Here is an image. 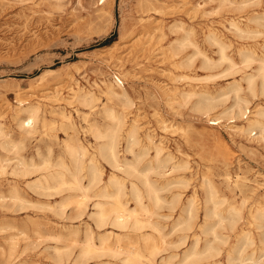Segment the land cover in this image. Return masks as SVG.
I'll use <instances>...</instances> for the list:
<instances>
[{
    "label": "rangeland",
    "instance_id": "obj_1",
    "mask_svg": "<svg viewBox=\"0 0 264 264\" xmlns=\"http://www.w3.org/2000/svg\"><path fill=\"white\" fill-rule=\"evenodd\" d=\"M97 1L0 0V122L6 132L0 135V264H133L123 260L126 254L115 256L110 250L120 246L139 248L149 257L153 242L159 250L151 260L143 257L148 264H240L237 258L241 255L248 257L244 264H264V217L251 216V210L264 207V138L260 132L243 133L241 128L247 119L235 114L238 109L233 107L239 97L248 98L249 103L244 105L249 107L245 113L248 118L257 108H264L262 79L256 78L253 89L246 79L248 74L257 73L264 62V0H154L159 11L146 10L137 0H113L110 13L104 18L97 16ZM175 21L195 28L192 38L213 61L211 64H205L204 55L197 53L198 48L191 43L183 49L178 46L175 57L170 56L169 47L176 37L170 26ZM125 22L127 35L121 32ZM232 22L251 32L238 30ZM161 25H165L163 31ZM210 30L219 32L225 43L228 58L224 61L219 45L206 38ZM133 42L147 49L146 56L138 58L143 50L137 48L134 57L139 64L129 56ZM248 55L253 59H247ZM182 60L184 63H176ZM231 62L238 66L231 67ZM128 71H135L136 77ZM115 74L130 94L129 116L138 113L143 134L150 131L153 140H162L174 156L162 169L161 177L166 180L151 172L152 179H159L158 186L166 185L160 191L163 199L179 193L176 208L171 209L164 202L154 216L162 234L149 226L123 229L109 220L99 227L96 218L88 213L77 216L76 202L62 205L61 200L69 195L72 200L77 198L79 190L51 195V191L34 188L31 183L38 172L22 173V163H30L32 157L37 161L49 158L54 164L52 170L60 168L57 163L61 156L69 160L65 143L82 142L87 156H96L103 171L101 181L89 191L92 197L88 210L94 208L93 202L98 199L110 207L113 197L96 194L110 184L113 169L99 154V143L104 139L96 138L88 128L94 123L104 128L109 120L103 113H90L81 103L80 94L91 91L98 96L97 110L106 104L121 110L122 105L107 101L102 91L103 82L113 81ZM43 76L47 79L45 84ZM63 80L68 82L55 97L52 85L63 84ZM175 87L181 91L191 89L195 95L185 100L177 92L176 97L168 98L162 91ZM57 97L62 99L58 101ZM31 101H40L46 115V126H41L36 136L22 133L12 117L16 107H26ZM61 108L70 114L76 128L59 114ZM208 108L206 115L203 112ZM216 115L221 116V121L211 123ZM37 146L41 157L36 154ZM120 148L121 155L123 145ZM153 152L151 148L144 155L140 168ZM126 154L132 157L131 153ZM174 161L183 162V166L174 169ZM14 187L18 197L14 196ZM210 188L218 196L217 207L226 215V221L214 226V230L211 226L218 218L210 216L208 229L203 232L200 225L205 219ZM109 189L114 191L116 187L110 185ZM121 200L128 208L137 206L129 195ZM191 203L197 214L192 229L184 228L186 224L176 225L182 207ZM228 216L238 219L235 230L225 227ZM242 229L250 232L255 242L245 246L244 251L235 250V258L229 262L228 251L241 246L238 241ZM90 230L96 246L108 249L98 257L81 255ZM213 231L219 237L215 238ZM104 237L109 239L104 241ZM197 237L200 250L210 240L219 253L185 263V255Z\"/></svg>",
    "mask_w": 264,
    "mask_h": 264
},
{
    "label": "bare ground",
    "instance_id": "obj_2",
    "mask_svg": "<svg viewBox=\"0 0 264 264\" xmlns=\"http://www.w3.org/2000/svg\"><path fill=\"white\" fill-rule=\"evenodd\" d=\"M112 1L113 0H98L97 1L98 2V7H97L98 17L104 18L106 15L110 13ZM137 1L140 7H144L146 10H152V9L158 10V11L161 10L158 6H156V2H154V0H137ZM232 24L235 27H237L238 30L240 31L251 32L249 28H243L236 22H232ZM127 26L128 24L126 22L123 23L121 26V32H123L124 35L126 34ZM164 27L165 25L164 26L161 25L160 29L163 31ZM170 29L173 33H176L174 42L173 44H171V47H169L170 48L169 54L171 57H175V55L177 54L176 49L178 48V46L179 47L181 46L180 49H183L185 48V46L190 45L191 43L195 47L198 48L197 53H202L204 55L205 57L204 62L206 65L211 64L213 62L199 48L198 42L192 38L193 37L192 35L194 34V31H195L194 27L188 25V23L185 24L182 21H175V23L170 26ZM135 36L137 37V35ZM206 38L214 42L215 44L219 45L220 47L219 51L221 54L220 57L222 61H224L223 59L228 58V55L225 52V47H226L225 43L221 39V35L219 34V32L215 30H210L209 33L206 35ZM133 39L134 38H132V40ZM130 47H131V50L129 51V54H130L129 56L132 58V60H136L137 64H139L140 61L136 59V57H134L136 55L137 48H141V51L143 50L141 54L137 56L138 58L146 56L147 49L145 48V46L139 45V42H133L132 44H130ZM166 53L168 52L166 51ZM253 57L254 56L252 55H248L247 59H250V58L253 59ZM190 58L191 57H188L187 59H190ZM180 62L184 63L183 60L176 62V63L178 64ZM172 65H173V62H172ZM234 65L238 66V64L236 65L235 63L231 62V67H235ZM204 67H207V66H204ZM227 70L228 69H226L225 72H227ZM128 72H130L132 77H136L135 71H128ZM222 72L224 73V71ZM186 77H189V76L186 75ZM257 77H260L262 79V88H263V94H264V62H262V64L258 68L257 73H250L246 76L248 85L252 89L255 85V81ZM68 78L73 79V75L68 74ZM176 78L178 77L176 76ZM41 80L45 84L47 79L45 76H43ZM63 82H64L63 84L61 82H57V83H54V85H52L53 87L51 89L55 97L59 94L62 87H64V85L68 81L63 80ZM103 84H104V87L102 91L104 95L106 96L107 101L109 102L116 101L120 103L122 105L121 110L117 109L115 106H108L107 104L104 105L102 109L100 110L95 109L97 105V101L99 100V97L96 96L91 91H86L84 93H81L80 101L84 106H87L90 109L89 111L90 113L92 114H102L103 113L105 117L109 120V123L104 128L97 123H94L91 127H88V128L90 131L93 132L96 138L104 139V141L99 143L100 144L99 154L104 160H106L112 166V169H113L110 175V180H109L110 184L96 194V196H100V197H113L115 201L110 205V207L106 205V202H104L101 199H98L93 202L94 208L91 211L88 210L89 200H90V197H92L91 196L92 194L90 195L89 191L94 186L98 185V183L101 181L103 171H102V168L100 167L101 165L99 163V159H97L96 156H87V148L85 144H83L82 142L80 144H74L70 142L65 143L64 148L67 152L69 160H66L64 156H61V159L59 160V162L58 163L56 162L60 168L52 170L51 167L54 166V164L49 158L43 159L42 161H37L35 157H32L31 159L32 161L30 163L29 162L22 163V165L24 166V168L22 169V173L23 175H30V174L38 172L39 173L38 176L34 178L33 182L31 183L34 185V188L37 186L38 188L43 189V191L44 190L51 191L49 193L51 195H53L54 193H59L63 190H71V191L79 190L81 193L78 194L77 198H74V200H72V196L69 195L65 199L61 200L62 205L64 207H67L70 203L76 202L77 211H78L77 216L81 217L84 214L88 213L90 216H93L96 218V224L99 227L107 224L109 220V222L112 223L113 225L118 226L123 229L132 228L135 230H141L149 226V227H153V229H155L157 232H160L159 225L154 220V216L158 213V207L162 206L164 202H168L170 204L169 207L171 209L176 208L177 204L179 203V198H178L179 193L174 194L169 200L163 199V196L160 194V191L166 185L158 186L157 182L159 181V179L158 178L152 179L151 172L157 173V175H159V177L162 178V180H166V177H161L164 174L162 169L163 167H166V163L170 161L171 159H173L174 156L170 151L167 150L166 146L163 145L162 140L161 141L159 140V142H156L153 140L152 134L150 131H145V133L143 134L142 130L144 128H142L140 125L141 123H139L138 113L133 114L132 117H130L131 115L129 116V114L132 113V111H130V106H132V100H131L130 94L127 91V89L124 86H122L123 80L119 77V75L115 74L113 81L105 80ZM159 87L162 88V86H159ZM163 90H164V93L167 95V97L169 96L168 98L176 97L175 95L177 92H178L177 94H180L185 100H190L191 99L190 97L195 95V92L193 90L190 91L191 89L189 90L184 89V91H181L179 87H175L172 90L162 89V91ZM46 97H49V96H46ZM19 99L21 101V98ZM61 99H62L61 97L60 98L57 97L56 100L59 101ZM107 101L105 103H107ZM249 101L250 100L248 98L239 97L237 101L235 102V104L233 105L234 108L236 107L238 109V113L236 112L235 114H238L239 116H243V118L246 117L245 119H247L246 125L241 128V131H243V133H251V134H256L260 132L259 136L261 138H264V108H257L255 114L252 115L250 118H248V115H245V113L246 111H248L249 107L244 106V105L248 104ZM39 102L31 101V103L28 106L24 107L25 105L24 106L22 105V106L16 107L14 111H12V117L17 120L18 127L22 133L27 134V135L36 136V134L40 131V127L46 126V115L43 111L42 105ZM201 103L204 104L203 102ZM184 105H187V103ZM209 111L210 110L208 108V110H204L203 113L208 115ZM51 112L55 113L54 110H51ZM58 112L61 116H63L69 122H71L70 114L66 113L64 108H61L60 110H58ZM221 113L223 112L221 111ZM232 117H235V116H232ZM220 121H221V116L216 115L215 118H211V123H219ZM70 124H72L71 125L72 128H76L72 122ZM2 134H6V132L4 130L2 122H0V135ZM145 138H146V141L144 142ZM122 145H123L124 151L120 155V152L122 151L120 147ZM14 146H15V143H14ZM151 148H154V152L151 155L150 160L145 163L144 167L140 168L141 164H143L142 162L144 159V155L148 154ZM125 151L131 153L132 157L128 156ZM36 154H38L40 157L42 156L39 146H37ZM57 164L56 166H58ZM181 166H183V162L174 161L173 163L174 169L179 168ZM84 179H86L87 181H84ZM180 182H183V180L181 179ZM110 185L115 186L116 189L114 191H111L109 189ZM13 191L16 194L17 188L14 187ZM208 193H209V196L207 197V200L205 202L206 205L204 207L205 219L202 225H200L203 232H205L208 229L206 227L209 224L208 218L210 216H213V217L215 216L218 218L217 222L214 221V224H212L211 226V228H213L214 230H215L214 226H216L217 224L222 225L226 221V215L223 214L221 210L218 209L217 207L219 203V199L217 198L218 196L216 195L215 190L213 188H210ZM16 195L14 196L18 197V195L17 196ZM126 195H129L136 202L137 206L128 208L121 200L122 197ZM260 214H262L264 217V207L257 208L256 210H251V216L254 218H257L258 215ZM196 217H197V214L196 213L194 214L193 203L189 205H185L182 207L181 213L178 217L179 220L176 225L180 226L181 224L182 226V224L183 225L186 224L184 228L192 229V227L194 226V219ZM228 217H230V219L228 222H226L225 227H228L230 230H235L237 227L238 219L235 218L234 216H228ZM160 233L162 234V230ZM213 233L215 235V238L219 237L217 236L216 231H213ZM239 234H240V239L238 242H240L241 246H235L232 248V250L228 251V261L229 262L234 260L235 256H233V252L235 250L244 251L246 248L245 246L255 242V239L250 232H247V231L244 232V229H242V231L239 232ZM92 235H93L92 230H90L86 244L84 245L81 251L82 252L81 255L83 256L98 257L100 256L99 253H102L108 250L104 248L106 246L102 244L101 245L104 247L100 248L98 247L99 245L96 246L97 244H95V242L93 241ZM107 239H109V237H104V241ZM199 241H200V238L197 237V239L195 240V242L193 243L190 249V252H188L185 255V259H184L185 263L189 259H190V262L191 261H201L203 259H208L210 257L216 256V254L219 253V251L215 250V246L213 245V243L210 242V240L205 244L203 249L200 250ZM157 245L158 244L153 242L152 245L149 247L150 248L148 251L150 253L149 257L139 248L120 246V247H117V249H112L110 251H113V254L115 256L126 254V256H124L125 259L123 260H127L133 264H148L143 261V257L147 256L148 260L153 259L152 257H154L159 250V247ZM247 258L248 257H244L243 255H241V258L240 259L237 258V259L238 261L240 260V264H244ZM251 259H253L254 262H257V259H254V258H251ZM166 262L168 263V261ZM100 264H113V263H110L109 261H105V262H101Z\"/></svg>",
    "mask_w": 264,
    "mask_h": 264
}]
</instances>
